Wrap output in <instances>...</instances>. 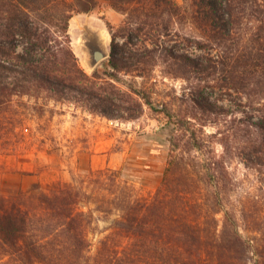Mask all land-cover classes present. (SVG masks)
<instances>
[{"label": "trees", "instance_id": "1", "mask_svg": "<svg viewBox=\"0 0 264 264\" xmlns=\"http://www.w3.org/2000/svg\"><path fill=\"white\" fill-rule=\"evenodd\" d=\"M105 1L126 16L121 27L126 45L142 49V53H132L136 59L130 62L125 54L129 52H119L113 42L110 58L101 64L103 68L143 70L142 65L160 60L175 76L191 79L195 71L205 72L202 60L169 44L181 35L180 26L187 30L183 31L187 40L196 38L199 49L209 45L223 51L220 64L223 83L227 81L223 87L227 88H235V75L242 73L235 64L239 58L232 52L242 46L236 42L241 23L250 18L264 21V11L258 8L264 7V0H184L183 5L176 0ZM98 3L99 0H0V108L23 96L80 98L89 110L111 119L121 118V110L135 114L136 108L130 106L134 99L113 85L110 90L100 85V70L90 76L72 50V18L94 10ZM256 39H247L242 49ZM226 53L231 55L225 56ZM253 67L250 64L241 76L247 78V68ZM106 74L114 78L113 74ZM135 93L143 96L142 91ZM143 98L144 104L155 106L150 98ZM181 106L185 109L178 115L168 107L160 110L169 118L165 129H170L169 160L161 187L148 199L125 192L118 203L123 216L120 225L131 236L132 249L124 252L117 264H201L205 257L214 264H235L250 251V242L228 220L229 211L224 209L223 198L233 183L225 156L222 164H203L199 172H205L204 180H195L193 174L198 166L186 158L187 149L185 153L180 150L181 142L192 132L193 120L212 118L222 112L225 115L226 109L203 93L183 98ZM155 109L159 110L156 106ZM224 132L230 134L223 136L225 147L230 138L244 137L238 152L248 167L264 170V113L258 122L241 120ZM192 134L185 147L203 150L196 132ZM193 183L211 188L208 200L215 208L223 204L222 226L217 224L216 216L222 212L218 208L205 223L199 221L198 205L188 198L192 197ZM90 201L91 195L83 188L62 183L48 190L37 186L14 197L0 195V252L17 264H57L67 253L84 256L90 248L88 226L94 214ZM83 203L88 209L82 207ZM101 251L109 257L115 254L107 244Z\"/></svg>", "mask_w": 264, "mask_h": 264}, {"label": "rangeland", "instance_id": "2", "mask_svg": "<svg viewBox=\"0 0 264 264\" xmlns=\"http://www.w3.org/2000/svg\"><path fill=\"white\" fill-rule=\"evenodd\" d=\"M176 1L184 4V0ZM258 8L264 11V7ZM125 20L124 14L114 10L105 0H99L94 10L75 14L72 18L71 47L79 65L90 76L96 69L100 70L101 78L97 80L100 85L109 90L113 85L134 99L130 106L136 108L135 114L131 116L129 111L121 110L118 111L123 115L121 118L111 119L89 110L80 98L16 97L14 102L0 108V195L14 197L37 186L48 190L59 183L83 188L91 195L89 207L94 210L92 223L88 226L90 248L84 256L67 253L57 264H117L116 260L132 249V238L120 225L123 220L118 208L120 199L125 192L137 198H151L161 187L167 172L170 129L166 130L165 126L169 118L160 110L168 107L178 115L185 109L181 106L183 98L203 93L212 102L224 106L226 113L193 120L190 126L203 150L185 147L192 132L181 142L180 150L185 153L187 149L186 158L198 166L193 174L195 180H204L205 172H199L203 164H222L225 156L233 183L223 198L224 209L229 211L228 220L250 242V251L243 255L245 262L240 260L235 264H264V256H261L264 254V170L248 167L238 152L244 137L238 140L232 137L228 146L223 145V136L230 135L224 132L227 128L245 119L258 122L264 113V71L260 72L264 70V21L250 18L241 23V34L236 42L244 46L250 37L257 39L245 49L241 46L236 52L232 51L239 58L235 61L236 68L242 75L250 64L254 67L247 68L248 74H244L247 78L239 73L235 75L236 87L227 88L223 87L227 81L223 83V65L220 64L223 51H216L209 45L199 49L196 38L187 40L183 32L187 30L180 26L181 35L175 36L169 44L202 60L205 72L195 71L191 79L175 76L160 60L142 65L143 70L103 68L101 64L110 58L113 42L118 45L119 52L130 53H125L130 62L136 59L133 54L142 53V49L126 45L121 30ZM73 21L81 26L77 35L72 31ZM89 31L102 35L110 53L94 70L89 67L88 55L83 51L82 35ZM79 45L81 50L77 52ZM242 52L243 56H240ZM232 66L231 63V71ZM106 73L113 74L114 78ZM135 91H142L143 96ZM143 97L150 98L159 110L144 104ZM210 190L203 183H193V198H188L198 205L201 223H205L210 214L214 215L217 208L222 209L216 216L217 224L222 226L223 204L215 208L208 200ZM82 207L88 209L84 203ZM105 244L109 251L115 252L111 254L114 256L101 254ZM200 263L214 264L207 257ZM0 264L17 263L8 254L0 252Z\"/></svg>", "mask_w": 264, "mask_h": 264}, {"label": "water", "instance_id": "3", "mask_svg": "<svg viewBox=\"0 0 264 264\" xmlns=\"http://www.w3.org/2000/svg\"><path fill=\"white\" fill-rule=\"evenodd\" d=\"M82 42L83 51L88 55L87 63L92 70L110 56L108 46L99 32H85Z\"/></svg>", "mask_w": 264, "mask_h": 264}, {"label": "bare ground", "instance_id": "4", "mask_svg": "<svg viewBox=\"0 0 264 264\" xmlns=\"http://www.w3.org/2000/svg\"><path fill=\"white\" fill-rule=\"evenodd\" d=\"M71 27H72V31H73V34L74 35H77L79 29L81 28V26L79 25V23L78 22H75V21H73L71 23ZM76 50H77V52H79L81 50L80 45L76 48Z\"/></svg>", "mask_w": 264, "mask_h": 264}]
</instances>
